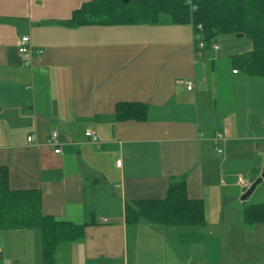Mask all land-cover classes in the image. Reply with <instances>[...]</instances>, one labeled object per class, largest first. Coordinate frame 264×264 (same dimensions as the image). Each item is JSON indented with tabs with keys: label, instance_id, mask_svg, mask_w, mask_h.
<instances>
[{
	"label": "crops",
	"instance_id": "crops-1",
	"mask_svg": "<svg viewBox=\"0 0 264 264\" xmlns=\"http://www.w3.org/2000/svg\"><path fill=\"white\" fill-rule=\"evenodd\" d=\"M88 1L0 0V169L11 189L40 190L44 214L89 222L52 264H264L252 236L264 242V222L242 220L246 204L264 201L239 199V179L262 172L260 159L243 166L264 155V135L244 131L264 125V80L241 76L255 100L239 110L226 77L209 72L217 59L194 55L189 23L162 12L150 23L65 25ZM21 35L31 53L18 51ZM118 102L144 104V117L118 116ZM53 130L59 154L46 144ZM181 178L202 200L203 225L125 221L127 203L162 198ZM0 264H43L39 229H0Z\"/></svg>",
	"mask_w": 264,
	"mask_h": 264
},
{
	"label": "trees",
	"instance_id": "trees-1",
	"mask_svg": "<svg viewBox=\"0 0 264 264\" xmlns=\"http://www.w3.org/2000/svg\"><path fill=\"white\" fill-rule=\"evenodd\" d=\"M162 12L176 23H189L191 28L200 24L204 53L210 51L218 35L246 36L250 48L230 55L231 69L246 78L264 79V0H89L75 9L64 24L150 23ZM115 111L121 117L141 119L145 106L140 102H118ZM124 218L128 223L143 218L150 224L200 226L204 222L203 203L187 196L185 180L181 178L167 187L162 198L127 203ZM242 220L246 224L264 222V202L246 204ZM88 223L44 214L40 190L11 189L6 168L1 167L0 229H39L43 264H52L57 247L80 238Z\"/></svg>",
	"mask_w": 264,
	"mask_h": 264
},
{
	"label": "rangeland",
	"instance_id": "rangeland-1",
	"mask_svg": "<svg viewBox=\"0 0 264 264\" xmlns=\"http://www.w3.org/2000/svg\"><path fill=\"white\" fill-rule=\"evenodd\" d=\"M216 43L219 46L218 50H216L215 52L209 51L210 53H208L210 56H214L217 59L215 70L209 71V72L210 73L214 72L216 74L217 73L219 74L220 72V75L221 76L223 75L224 79L226 77L227 87H228V90L231 96L230 98L231 99L235 98L234 102H236L239 110L242 105L243 106L247 105L248 101L250 104H254L255 99L251 97L252 95H248V97H246L247 95L246 92L249 91V87L246 85V83H243L241 79L242 78L241 74L238 73L236 75H232L230 71L231 70L230 55L243 52V50H245L247 47L251 45L250 40L246 36H234L230 34H225V35H218L216 38ZM254 80H264V79L259 78V79H254ZM260 82H261L260 83L261 85L257 86L258 90L260 91V93L258 94L259 95L258 101H260V103H262L264 107V81H260ZM254 128H255L254 130L249 129V130H244V131H247V133L255 132L256 134L264 135V125H262L259 128H256V127ZM228 129L235 130L236 127H234V125L232 124H229ZM258 156L259 154L257 155V157ZM256 159L257 160L245 161L246 163H244L243 167H245L248 162L254 163V162L259 161L258 159H260L262 161V164L259 162V164L256 167L258 170L262 171L264 167V155H260ZM242 173L245 179H250L252 176V171L249 168L246 170H243ZM258 201H264V180L263 181L261 180L255 186L248 200V202H258ZM258 224H263L262 226H264V223H258ZM257 226H261V225H257ZM236 228H237V225H234V230L232 231V237L230 239L231 246H234V244L236 243V236L238 234H241V232L238 231ZM252 236L254 239L253 242L255 243V247H260L264 243V242H261L260 240L259 241L257 240L256 233H254ZM242 237H243L242 239H244V241L246 242L250 240V236L242 234ZM206 239H207V242H209V246H210L209 248L212 249L213 247H216L217 242H218L216 239L206 237L204 240ZM228 242H229V239H228Z\"/></svg>",
	"mask_w": 264,
	"mask_h": 264
},
{
	"label": "built area",
	"instance_id": "built-area-1",
	"mask_svg": "<svg viewBox=\"0 0 264 264\" xmlns=\"http://www.w3.org/2000/svg\"><path fill=\"white\" fill-rule=\"evenodd\" d=\"M192 44L194 47V55L198 58L203 56L205 44H204V41L202 40V26L200 24H197L194 27H192ZM218 48L219 46L217 43H211L209 50L215 52L216 50H218ZM18 51L20 53H25V52L31 53L32 52L30 40L27 35L20 36L19 42H18ZM37 52H40V50H38ZM233 72H235V70H233ZM185 86L187 89L190 90L193 86V82L191 80H187L185 81ZM85 135L89 137V139L92 142L96 140V137L91 130H86ZM219 137H220V134H217L216 138H219ZM26 140L28 142H31L33 140L32 134L28 135ZM46 144L53 150L54 153L59 154L61 152L59 148V140H58L57 131L53 130L50 132L48 139L46 141ZM217 152H220L219 148H217ZM239 184L244 189H246L249 185L244 179H241V178L239 179Z\"/></svg>",
	"mask_w": 264,
	"mask_h": 264
},
{
	"label": "water",
	"instance_id": "water-1",
	"mask_svg": "<svg viewBox=\"0 0 264 264\" xmlns=\"http://www.w3.org/2000/svg\"><path fill=\"white\" fill-rule=\"evenodd\" d=\"M126 1V0H124ZM264 177V167L260 175L255 178L246 188V190L239 196L240 200H245L248 198V196L253 192L255 186L263 179Z\"/></svg>",
	"mask_w": 264,
	"mask_h": 264
}]
</instances>
